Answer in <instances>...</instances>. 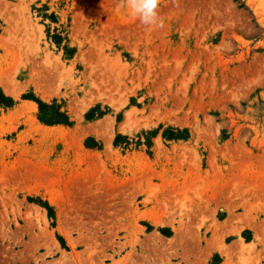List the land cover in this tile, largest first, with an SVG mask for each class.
Wrapping results in <instances>:
<instances>
[{"label": "rangeland", "instance_id": "1", "mask_svg": "<svg viewBox=\"0 0 264 264\" xmlns=\"http://www.w3.org/2000/svg\"><path fill=\"white\" fill-rule=\"evenodd\" d=\"M120 3L0 0V264H264V0Z\"/></svg>", "mask_w": 264, "mask_h": 264}, {"label": "clouds", "instance_id": "2", "mask_svg": "<svg viewBox=\"0 0 264 264\" xmlns=\"http://www.w3.org/2000/svg\"><path fill=\"white\" fill-rule=\"evenodd\" d=\"M120 7L146 26H162L159 24V0H121Z\"/></svg>", "mask_w": 264, "mask_h": 264}, {"label": "trees", "instance_id": "3", "mask_svg": "<svg viewBox=\"0 0 264 264\" xmlns=\"http://www.w3.org/2000/svg\"><path fill=\"white\" fill-rule=\"evenodd\" d=\"M0 103L12 105V101L7 98H4L1 94H0ZM38 104L40 109V120L43 123L47 125H57V124L68 125L70 123L68 116L65 113H62L61 110L55 107L54 105L50 106L39 101Z\"/></svg>", "mask_w": 264, "mask_h": 264}, {"label": "bare ground", "instance_id": "4", "mask_svg": "<svg viewBox=\"0 0 264 264\" xmlns=\"http://www.w3.org/2000/svg\"><path fill=\"white\" fill-rule=\"evenodd\" d=\"M33 83H35V80H34ZM35 84H36V83H35ZM17 89H18V88H17ZM18 91H19V90H18ZM32 105L35 106V104H32ZM35 109H37V108H35ZM35 109H34V110H35ZM126 128H127V127H126ZM106 141H107V139H106ZM106 141H105V142H106ZM106 143H107V142H106ZM108 144H109V142H108ZM106 145H107V144H106ZM159 224H160V223H159ZM161 224H163V223H161ZM161 224H160V225H161ZM225 250H227V249H225ZM223 251H224V250H223ZM224 252H225V251H224ZM225 253H227V252H225ZM224 255H225V254H224ZM227 255H228V254H227ZM226 257H227V256H226ZM228 258H229V257H228Z\"/></svg>", "mask_w": 264, "mask_h": 264}]
</instances>
